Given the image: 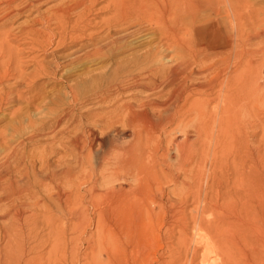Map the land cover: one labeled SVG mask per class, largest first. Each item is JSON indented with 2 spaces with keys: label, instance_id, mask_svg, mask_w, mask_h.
I'll return each mask as SVG.
<instances>
[{
  "label": "bare ground",
  "instance_id": "6f19581e",
  "mask_svg": "<svg viewBox=\"0 0 264 264\" xmlns=\"http://www.w3.org/2000/svg\"><path fill=\"white\" fill-rule=\"evenodd\" d=\"M3 1L11 5L14 0ZM100 1L65 0L49 9L51 14L44 18L45 24L53 26L56 31H51L50 41L57 36L56 46L63 45L65 35L69 34L67 28L76 30L79 23H84L91 8ZM102 1L105 3L101 8L107 17L103 20L102 30L105 29V32L101 39L94 36L89 42L73 41L70 47H77L68 54L54 57L50 61L52 63L33 59L34 66L28 73L30 77L22 74L14 76L13 83L8 85L6 82L13 76L9 71V62L0 63V108L4 103L24 100L27 92L22 89L15 91L24 80L23 87L26 88L41 75L61 76L64 70L71 69L66 67L63 73H59L62 67L81 59L103 62V76L107 71L112 72L111 77L99 79L92 93L84 96L80 95L77 84L71 83L70 79L62 81L67 103L42 128H38L37 131L43 133L35 131L30 137L28 135V141L21 143L22 149L19 147L21 150L8 147L6 158L0 160V210L7 209L9 214L3 215L8 223L1 234L0 264H33L35 260L38 263L39 254L27 257V252L33 249L31 245V248L28 247V240L33 237L34 247L38 248L41 238L36 239V233L32 236L31 231L26 232L23 224L30 219L61 216L112 220L111 225H103L98 232L105 239H99L106 240L103 244L106 245L108 260L112 264H123L121 259L124 258L125 247L119 231L125 227L118 219L145 222L157 213L166 214V203L172 200L166 190L167 184L180 187L177 198L198 202L204 189V137L215 136L216 141L236 138L239 144L244 140L246 124L240 110L247 114L249 109L246 78L252 72L250 56L254 53L250 46L253 39L264 40V30L250 31L252 34L249 28L258 22L264 25V2L254 8L253 0ZM214 13L223 14L226 23L223 25L219 17H212ZM144 28L147 31L140 33ZM130 29V34H121ZM31 31L41 37L45 34L35 28ZM136 32L140 35L136 36ZM72 34L76 39L81 36ZM40 42V48L50 45L49 41ZM2 46L0 51H3ZM5 49L4 53L9 52ZM233 58L242 63L241 74H236L241 67L231 62ZM65 60L69 61L67 65L62 63ZM224 63V70L232 68L230 75H220L221 79H209L205 75L208 70H216ZM239 75L245 77L242 84L238 83ZM217 99L219 104L215 102ZM33 101H30L31 104H34ZM213 101L215 105L210 106ZM168 130L182 132L183 139L172 137L167 140ZM47 135L50 136L48 139L45 137L40 154L33 153L36 147L31 146L29 150L28 145L34 142L33 138ZM172 150L174 154L171 155ZM261 200L264 199L261 197ZM158 201L159 210H156L152 203ZM84 202L92 209L88 206L79 208V204ZM52 203L55 209L51 207ZM262 205L261 209H264ZM250 209L253 210L252 207Z\"/></svg>",
  "mask_w": 264,
  "mask_h": 264
},
{
  "label": "rangeland",
  "instance_id": "374dc122",
  "mask_svg": "<svg viewBox=\"0 0 264 264\" xmlns=\"http://www.w3.org/2000/svg\"><path fill=\"white\" fill-rule=\"evenodd\" d=\"M64 1L65 0H14L10 3L11 5H8L7 2L0 0V23L2 24H0V40L3 42H0V46H6L7 44V47L2 46L1 49L4 51V48H7L5 51H9L5 53L0 51L2 52V54L0 53V63L9 62V71L10 74H13L11 79L6 82V85L10 82L13 83L14 76L22 74L21 76L27 75L26 78L30 77L28 73L34 66L33 59L34 61H36V59L37 61L43 60L42 63L47 64V62L49 63L52 61L54 57H61L64 53L68 54L73 51L77 46H70L75 41L89 42L94 36H98L97 38L94 37L95 39L102 38L105 32V29L102 30V25L103 20L107 17V13L103 12L101 8L105 3L101 0L87 13L86 22L84 20V23L81 22L78 24V28H76L77 31L71 30L70 27L67 28L69 34L65 35L66 38L63 41V45L56 46L55 40L57 41V36L53 37V41L51 42L50 35L52 36L56 31L53 26H46L44 18L51 14L49 9L58 6ZM253 2V7L256 8V5L260 6L264 0H253ZM262 5H264V3H262ZM212 17L217 19L219 17L223 25L226 23V21L223 20V14L214 13ZM256 25L258 29L255 28V26H251L249 32L261 31V29L264 30V25H262V23L260 24V22H258ZM33 28L40 30L46 35L42 34V37L39 36L34 33V31H31ZM100 30H102V32H100ZM131 30L132 29L122 31L121 34H130L131 32H128ZM142 30L143 31L140 33L147 31L145 28ZM71 33H73V36H81L76 39L71 36ZM140 33L136 32V36L140 35ZM99 34H101V36ZM133 37H135V35L128 39ZM40 40H44L45 43L49 41L51 46H41L40 48V43H42ZM262 42H264V40L253 39L250 46L254 53L251 54L252 57L250 56L252 72H250L249 76L246 78L248 79L249 104L247 109H249L246 110L247 114L240 110L242 120L246 124L244 140L239 144L236 138L216 141L215 136L212 138L204 137V189L199 199L200 204L199 201L194 202L192 199L184 201L177 198L180 187L167 184L166 190L169 191L172 200L166 203V206H168V212L166 214L157 213L153 218L147 219L145 222L131 218L118 219L120 221L119 223H122L125 227V230L123 229L124 231H119L125 247L124 258L121 259L123 264H246L248 261L247 264H257L258 262V264H264V262H262V260H264V252H262V250H264V245H262L264 244V242H262L264 241V223H262V221H264V209H261L260 206L264 204V200H261V197L264 199V54H262L264 53L262 52L264 51V43ZM64 44L66 47H69L65 48ZM11 53H13V55ZM10 54L13 59L12 57L10 58ZM236 58H233L231 62L234 61L232 63L239 66V59ZM62 63L67 65L69 61L65 60ZM103 64V62L98 60L89 62L88 60L81 59V61L79 60L75 61L74 64L72 63V66L62 67L59 73H64L61 76H58L59 74L56 77L50 74L41 75L37 78L34 83L35 85L32 84L33 86L23 87L26 80L23 81L22 85H17L15 91H21L18 89H22L24 93L27 92L24 95L26 96L27 94L28 98H26L27 96L24 97L28 100L26 101L24 98L22 101L23 103L17 101L4 103L0 108V131L2 132V135L0 134V142H4L7 145L3 143V148H0V160L3 161L6 158L5 156L9 150L8 147L22 149L23 145L21 143L27 142L32 133L38 132V128H42V126L50 121L52 116L67 103L68 99H66V93L63 92L62 81L70 79L71 83L77 84L80 95H88L97 87L98 81H100L101 78L112 76L111 71H107L105 76H103L104 73H102L101 69ZM224 65L225 63L221 64L217 68L218 70L216 69L217 71H212V69L206 70L208 73L205 71L207 73L205 75L209 79H221L220 75L226 77L228 73L230 75V73H232L230 72L232 68L224 70ZM66 67H70V71L67 69L63 71ZM239 67L236 74L242 73V71H240V69L242 70L243 68L242 63ZM136 71L137 70H135V72ZM224 71H226V73ZM216 73L219 74L217 75ZM55 78L56 80L54 81ZM238 80L240 82H237L242 84L243 80L245 81V77L242 78V75H239ZM57 89L60 91H57ZM217 89H219V87L215 90ZM51 100H53V102ZM30 101H33L34 104H31ZM43 101L45 102L43 103ZM214 101L210 106L215 105V102L219 104L218 99ZM23 104L24 106H22ZM217 108L220 107L217 105ZM14 118L19 128L14 122ZM27 119H29V123L31 121V125H34L31 126L27 123ZM17 120L19 122H17ZM40 121L44 123L42 124ZM179 132L180 131L168 130L167 140L172 137H176L179 140L183 139V133ZM38 133L41 134L43 131H39ZM21 134H23L24 138ZM50 135L36 136L37 138H33L34 144L32 141L30 142V145H28L30 146L29 150L32 149L31 146L36 147L33 153L40 154L46 139L45 137L48 139ZM125 139L127 138L125 137ZM37 144L41 146L39 149L37 148L39 146ZM37 149L38 152H36ZM170 154H174L173 150ZM152 205L156 210H159V201L152 203ZM79 206V208H83L88 206V204L84 202L81 205L79 204ZM51 207L53 209L56 208L53 203ZM88 207L92 209V206ZM196 207L197 209H195ZM251 207L253 210L250 209ZM262 208H264V205H262ZM2 212L5 213L3 214ZM0 214L1 245L3 243L1 234H3V230L8 223L7 218L3 217V215L9 214H7V209L6 211L2 209ZM96 218L97 217L91 220L81 218L69 219L61 216L55 219H30L26 221L23 224V229L26 232L31 231L30 233L32 236L36 233L38 235L36 239L40 237L41 240H39L42 241L37 248L34 247L35 241L33 237L28 240V247L31 248V246H33V249L27 252V257L39 254L38 263H35L37 261L35 260L33 264H112L108 260L105 252L106 245L104 246V244L106 240H102L103 238L105 239V236L102 237L98 232L101 231L103 225H111L113 221L105 218L100 221V219ZM258 220H260V222ZM52 227L53 229H51ZM99 237L102 239H99ZM54 242L55 244L57 243V246ZM92 244L95 245L93 246ZM250 251H252V254ZM260 254L262 256H260ZM255 258H257V261L254 260Z\"/></svg>",
  "mask_w": 264,
  "mask_h": 264
}]
</instances>
